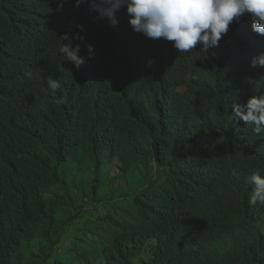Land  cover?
Here are the masks:
<instances>
[{
  "label": "clouds",
  "instance_id": "clouds-1",
  "mask_svg": "<svg viewBox=\"0 0 264 264\" xmlns=\"http://www.w3.org/2000/svg\"><path fill=\"white\" fill-rule=\"evenodd\" d=\"M100 180L137 207L132 264H184L199 219L223 264H261L264 0H0V264H41L69 218L45 203ZM74 224L68 264L92 261Z\"/></svg>",
  "mask_w": 264,
  "mask_h": 264
},
{
  "label": "trees",
  "instance_id": "trees-1",
  "mask_svg": "<svg viewBox=\"0 0 264 264\" xmlns=\"http://www.w3.org/2000/svg\"><path fill=\"white\" fill-rule=\"evenodd\" d=\"M126 174H121L123 179L132 178L135 175L134 164L127 162ZM103 171H101L102 173ZM82 181V180H81ZM9 181H4L3 186H8ZM81 184L82 191L77 195H72L70 197H62L61 201L58 202H47L44 207L48 211L50 218L58 220L63 216H69L68 220L60 226L62 233L49 240L48 254L45 259L42 260L41 264H68L69 259L78 254V245L80 239L73 232L77 230L80 226L77 223L82 221L84 224L82 228L86 234H90L92 229L96 232L98 236V243L96 247L98 248L96 254L97 256L92 261L87 260L82 264H132L130 257L128 256L127 247L133 241L134 233V219L131 221L129 214L134 212L137 207L135 203L128 198L124 202L123 212L117 214L113 209L116 206V202L108 195L106 189L102 188L103 181L98 182V186H93L88 181ZM124 187H119L116 189L118 193H121ZM86 199H91V201H86ZM89 205V208L87 207ZM121 215V216H120ZM84 216V217H83ZM83 217V219H82ZM87 219V221H86ZM74 224V225H72ZM72 225V226H70ZM200 238H204V246L199 247L198 250H194L192 254L186 255L188 258L184 264H205L208 260L210 264H223L219 258V254L214 256L207 251L206 247V237L207 232L205 229V219H199L195 224ZM70 226L69 228H67ZM147 228V224L139 227V231L144 232ZM64 230H70L64 231ZM47 235H44L41 241V245L44 243ZM66 241V244L62 243ZM30 247H33L30 244ZM222 246H219V249ZM2 247L0 246V252ZM218 253V252H217ZM5 251L2 254L4 257ZM258 259L261 264H264V253L258 255ZM166 263V264H170ZM156 264H164L163 261H157Z\"/></svg>",
  "mask_w": 264,
  "mask_h": 264
},
{
  "label": "bare ground",
  "instance_id": "bare-ground-1",
  "mask_svg": "<svg viewBox=\"0 0 264 264\" xmlns=\"http://www.w3.org/2000/svg\"><path fill=\"white\" fill-rule=\"evenodd\" d=\"M65 177L66 178H71L72 177V174H70V173H67L66 175H65ZM83 181V180H82ZM218 248H219V246H218ZM215 255V254H214Z\"/></svg>",
  "mask_w": 264,
  "mask_h": 264
},
{
  "label": "rangeland",
  "instance_id": "rangeland-1",
  "mask_svg": "<svg viewBox=\"0 0 264 264\" xmlns=\"http://www.w3.org/2000/svg\"><path fill=\"white\" fill-rule=\"evenodd\" d=\"M84 217V216H83ZM83 217H82V219H83ZM86 221H87V219H86Z\"/></svg>",
  "mask_w": 264,
  "mask_h": 264
}]
</instances>
